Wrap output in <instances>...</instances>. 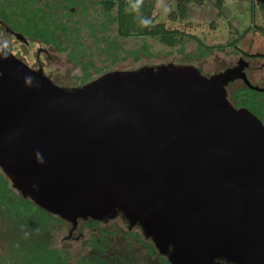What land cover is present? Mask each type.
<instances>
[{"label":"water","instance_id":"95a60500","mask_svg":"<svg viewBox=\"0 0 264 264\" xmlns=\"http://www.w3.org/2000/svg\"><path fill=\"white\" fill-rule=\"evenodd\" d=\"M246 66L168 62L66 89L0 41V170L69 235L120 212L170 264H264V124L226 90L260 89Z\"/></svg>","mask_w":264,"mask_h":264},{"label":"trees","instance_id":"16d2710c","mask_svg":"<svg viewBox=\"0 0 264 264\" xmlns=\"http://www.w3.org/2000/svg\"><path fill=\"white\" fill-rule=\"evenodd\" d=\"M154 1L0 0V33L5 32L14 43L24 45L31 53L35 54L37 47L53 48L82 66L90 60L82 62L88 51L80 29L92 30L96 40L95 32L104 28L105 22H113L122 37L150 36L169 47L192 39L201 48L211 49L192 34L156 22L152 14ZM206 1H213V5L220 8L226 0H176L174 15L185 19L190 3L202 6ZM257 5L264 18V0ZM89 12L96 15L90 16ZM97 14L106 18L99 19L101 23L96 26ZM12 32L21 33L28 43L16 40ZM13 46H9L10 51ZM222 46L226 45L214 48ZM16 49L18 52L19 48ZM100 70H97L99 74L107 72ZM86 73L89 74V69ZM89 81L85 77L79 85ZM259 93L244 86L233 89L227 96L236 108L246 107L264 124V98ZM0 222L8 227L3 234L10 243L4 257L7 264H170L167 256L158 253L150 238L143 236L140 227H128L121 213L102 220H78L76 229L67 236L78 239L82 245L80 253L73 255L70 245L65 246L62 240L56 244L57 232L62 228L69 232L71 224L38 207L29 198H23L11 187L3 172L0 173Z\"/></svg>","mask_w":264,"mask_h":264},{"label":"rangeland","instance_id":"374dc122","mask_svg":"<svg viewBox=\"0 0 264 264\" xmlns=\"http://www.w3.org/2000/svg\"><path fill=\"white\" fill-rule=\"evenodd\" d=\"M175 3L176 0H155L152 14L155 16L156 22H163L169 29H177L194 35L208 48H211L210 50L201 48L192 39H184L174 47H169L157 38L150 36L122 37L116 32V25L113 22H105L107 24L104 28L99 29V26L97 27L98 32L96 28L95 36L98 38L96 40L92 35L94 33L92 30L85 27L80 29L84 37L85 48L88 51L85 60H82V62L90 60V62L85 63L89 65L74 64L72 60L66 57L65 53L58 54L53 48H49L50 58H47L48 60L45 62L42 61L43 63L41 62L42 72L50 77L54 83L66 89L80 86L79 84L85 77L88 80L96 78L100 75L97 72L98 69H101L102 72L115 69L132 70L141 66L166 64L168 62L192 64L202 74L209 76L233 66L238 59L237 51L233 47L236 43L240 44L236 41V37L244 31V28L247 29L246 26H253L255 20L262 23L255 0H226L222 9L215 7L213 2H206L202 6L190 3L185 19H181L176 14L174 15ZM89 15L95 16L96 13L89 12ZM96 18H98L96 21L97 26L101 23L99 19L103 21L106 17L97 14ZM249 36V34H246L240 40L242 41L241 45H247V41L249 43L251 39ZM0 41L8 49L10 45H14L11 52L30 67L38 69L31 50L27 51L26 47L18 46L5 32L0 33ZM220 44L226 46L214 48V46ZM15 47L19 48L18 52ZM252 61H255L254 63L261 62L259 60ZM88 69L89 74L86 73ZM249 71L247 72L250 79L259 80L263 78L258 71L256 73H250ZM241 85L239 80L232 82L227 86V94H231L233 89L239 88ZM0 173H2L1 170ZM118 213L120 212H117L116 215ZM133 226L139 227L137 224ZM7 230L8 227H4V224L2 225L0 222V264H7L4 260L10 249L9 240L4 236V231ZM57 233L56 244H59L62 240L65 246H71L73 255L80 253L82 245L78 239L67 237L69 232L64 228Z\"/></svg>","mask_w":264,"mask_h":264},{"label":"flooded vegetation","instance_id":"af4514ba","mask_svg":"<svg viewBox=\"0 0 264 264\" xmlns=\"http://www.w3.org/2000/svg\"><path fill=\"white\" fill-rule=\"evenodd\" d=\"M253 31L259 32L261 34V37L264 38V30H256V29H254ZM244 36H245L244 34H242L240 36H237L236 37V41L239 42L240 44L236 43L235 47L232 46L233 49H235L237 51V54H238V59H237L236 63L233 66L237 65L238 61H240V60L241 61L242 60L245 61L247 63V66L244 68V72H245V75H246L247 79L249 80V82L253 86H257L260 89H255L253 87L247 86L244 83V81L242 79H240V78L229 82L227 84V86L230 85L232 82H234L236 80H239L241 82V84H242L241 88L245 86V87L250 88V89H252L254 91L260 92L259 94L261 95V97L264 98V49H262V48L258 49V47L257 48L254 47L251 50V48H250L251 39H250L249 43L247 41V45H241L242 41H240V40ZM261 42L264 43V41H262V40H261ZM20 46L21 47H25L24 45H20ZM29 48H30V46H29ZM245 48H247V49H245ZM27 51H30V49L27 50ZM32 54L34 56L35 62H37L38 69L41 68V66H42L41 62L42 61L45 62L46 60H48L50 58L49 57V53H48V49H44V48H41V47H37L36 50H35V54L34 53H32ZM252 60H257V61L259 60L261 62L260 63L259 62L258 63H254L255 61L253 62ZM230 67H232V66H230ZM248 70H250L249 71L250 73H256L258 71L260 74H262L263 78H261L259 80L250 79L249 73L247 72ZM220 262L222 264H227L224 260H220Z\"/></svg>","mask_w":264,"mask_h":264},{"label":"crops","instance_id":"0c3cea01","mask_svg":"<svg viewBox=\"0 0 264 264\" xmlns=\"http://www.w3.org/2000/svg\"><path fill=\"white\" fill-rule=\"evenodd\" d=\"M206 2H213V1H206ZM205 2V3H206ZM255 2H256V5H257V0H255ZM224 5V4H223ZM223 7V6H222ZM222 7H220V9H222ZM257 11H258V13L260 14V17H261V19H262V23H258L257 22V20H255L254 21V25L253 26H251V25H248V26H246V28L247 29H249L247 32H245V30H247V29H245L244 28V31H242L241 32V34L240 35H242V34H244V35H246V34H249L250 36V38L252 39L251 40V45H250V48H251V50L255 47V48H257L258 47V49L259 48H262V49H264V43H262L261 42V40L262 41H264V38H262L261 37V34L259 33V32H255V31H253L254 29H256V30H264V28H263V26H264V18H263V16H262V14H261V12H260V10H259V8H258V5H257ZM220 13V12H219ZM254 32V33H253ZM246 33V34H245ZM239 35V36H240Z\"/></svg>","mask_w":264,"mask_h":264},{"label":"bare ground","instance_id":"6f19581e","mask_svg":"<svg viewBox=\"0 0 264 264\" xmlns=\"http://www.w3.org/2000/svg\"><path fill=\"white\" fill-rule=\"evenodd\" d=\"M204 264H207V263H204Z\"/></svg>","mask_w":264,"mask_h":264}]
</instances>
